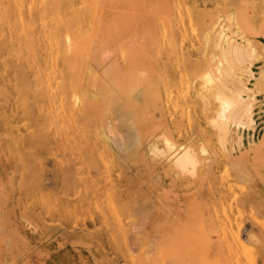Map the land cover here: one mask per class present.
<instances>
[{
    "label": "rangeland",
    "instance_id": "obj_1",
    "mask_svg": "<svg viewBox=\"0 0 264 264\" xmlns=\"http://www.w3.org/2000/svg\"><path fill=\"white\" fill-rule=\"evenodd\" d=\"M104 1L106 26L100 33H89L86 28L77 31L73 20L74 24L67 21L73 29L62 28L55 32L49 28L50 21L43 20V23L33 17L29 19V24L33 22L30 33L24 38L15 36L11 47L0 36V264H264V0H173L176 7L172 0ZM166 4L175 9L174 13ZM34 20L39 22L38 28ZM65 30L68 35L71 31L75 34L71 32L72 36L67 37ZM76 31L81 32L80 35H76ZM87 33L88 41L82 38ZM65 36L68 43L70 41L68 48ZM77 36L82 39L75 45L80 39ZM89 41L91 51L87 48ZM46 45H51V56ZM77 51L84 58L79 57ZM89 52L102 57L95 55L96 59ZM27 54L31 59L26 58ZM86 64L93 67L88 68ZM86 71H90L91 76L86 75ZM220 73L223 79H219ZM202 74L212 76L211 84L204 82ZM101 75L104 81L100 80ZM134 81L141 89L130 85ZM142 81H145L144 86ZM218 81H223L220 88ZM241 82L239 97L232 90L239 91L236 86ZM157 84L160 89L171 86L168 91H173L174 95H169L165 88L160 91ZM126 87L128 91L133 87L137 95L129 94ZM174 87L179 90L178 94ZM198 87L203 88L201 95L207 98L200 96ZM154 88H158V92ZM225 88L231 92L227 90V93ZM218 89L224 91L222 100L223 92ZM138 90L144 96L138 94ZM250 91L251 94H247ZM214 93L220 98L217 101L212 96ZM230 94L243 103L251 98L250 105L245 106L249 101L244 104L248 109L243 107L241 111L242 103L235 98V102L240 103H233L236 104L233 107L230 102L234 99ZM225 96L232 99L224 101L228 100ZM164 98L172 99V104L169 105V100L167 106ZM122 99L126 100L122 103ZM128 99L134 105L131 106ZM217 102L219 105L227 103L217 108ZM164 103L167 109L162 106ZM176 104L177 108L182 106L181 109L177 110ZM127 108L133 110L132 113ZM232 112L234 120L227 118ZM205 114L208 118L211 115V120L217 115L220 118L214 121L216 126L222 122L218 127L223 129L219 128L221 131L216 135L213 134L218 130L215 123L211 121L210 125ZM132 119L140 124L133 123ZM225 132L227 136L223 138ZM138 135L141 147L135 140ZM166 137L170 139L164 141ZM185 150L189 154L191 151L190 155L194 153V160H198L192 166L195 175L190 171L191 165L186 167V172L174 166L173 158ZM221 190L227 192L222 191V194ZM222 206L224 213L229 212L227 216L222 214Z\"/></svg>",
    "mask_w": 264,
    "mask_h": 264
},
{
    "label": "bare ground",
    "instance_id": "obj_2",
    "mask_svg": "<svg viewBox=\"0 0 264 264\" xmlns=\"http://www.w3.org/2000/svg\"><path fill=\"white\" fill-rule=\"evenodd\" d=\"M107 1V0H106ZM108 1H111V0H108ZM114 1V0H113ZM173 1V0H172ZM119 2H120V0H119ZM174 2V1H173ZM196 2H198V1H196ZM107 3V2H106ZM109 3V2H108ZM120 3H122V2H120ZM123 3H125V2H123ZM169 3V2H168ZM170 3H172V2H170ZM169 3V4H170ZM184 3V2H183ZM187 4V3H186ZM113 5V4H112ZM112 5H110V7H112ZM119 5V4H118ZM121 5V4H120ZM125 5V4H124ZM152 5V4H151ZM154 5V4H153ZM152 5V6H153ZM167 5V4H166ZM165 5V6H166ZM172 5H174L173 7H176V5H175V2H174V4H172ZM185 5V4H184ZM193 5H195V3L193 4ZM197 5V4H196ZM122 6V5H121ZM126 6V5H125ZM128 6H129V4H128ZM168 6V5H167ZM170 6V5H169ZM168 6V7H169ZM190 6H192V5H190ZM117 7V6H116ZM130 7V6H129ZM128 7V8H129ZM153 7H155V5L153 6ZM171 7V6H170ZM169 7V8H170ZM199 7V6H198ZM124 8V7H123ZM172 8V7H171ZM185 8V7H184ZM194 8H196V7H194ZM108 9H110V8H108ZM119 9V8H118ZM153 9V8H152ZM173 9V11L171 10V12H173L174 13V8H172ZM180 9V8H179ZM143 10H145V9H143ZM166 10H167V8H166ZM191 10H193V8L191 7ZM108 11V10H107ZM110 11V10H109ZM119 12H120V10H118ZM151 11V10H150ZM153 11V10H152ZM118 12V13H119ZM148 12V11H147ZM191 12V11H190ZM109 13V12H108ZM116 13H117V11H116ZM121 13V12H120ZM127 13V12H126ZM157 13H159V11L157 12ZM165 13V12H164ZM178 13V12H177ZM193 13V12H192ZM122 14V13H121ZM124 14V13H123ZM155 14V13H154ZM161 14V13H160ZM163 14V13H162ZM190 14V13H189ZM151 15V14H150ZM188 15V14H187ZM192 15V14H191ZM107 16H109V15H107ZM110 16H111V14H110ZM112 16H115V15H112ZM163 18H164V16L163 15H161ZM197 16V15H196ZM33 17H35V18H37V20L39 19V20H41L42 22H43V20H48V21H50V25L49 24H47V21H45L46 22V25L49 27V28H51V30L52 31H55V32H58L60 29H66V30H69V29H73V27L72 26H70L69 24H68V22H70L69 20H71V22H76L75 24H74V22H73V24L75 25L74 26V29L75 30H77V31H81L82 32V30L81 29H85L86 28V31L87 32H89V33H100L103 29H104V26H106V25H104V20L106 19V8H105V1L104 0H0V36L1 37H3L4 38V40L7 42V45L9 46V47H11L12 46V44H13V39H14V37L15 36H22L23 38L28 34V32H29V29H30V24H32V23H30L29 24V19H31V18H33ZM156 17V16H155ZM161 17V18H162ZM193 17V16H192ZM28 18V19H27ZM110 18V17H109ZM108 18V19H109ZM116 18H117V16H116ZM166 18V17H165ZM170 18H171V15H170ZM169 18V19H170ZM182 18H183V16H182ZM196 17H194V19H195ZM34 19V18H33ZM113 19H115V18H113ZM118 19H119V17H118ZM168 19V18H167ZM172 19V18H171ZM170 19V20H171ZM174 19V18H173ZM36 20V21H37ZM73 20V21H72ZM174 20H176V19H174ZM173 20V21H174ZM182 20H184V18L182 19ZM35 20H34V23L36 22ZM68 21V22H67ZM41 22V23H42ZM85 22H86V24H85ZM176 22V21H175ZM178 22V21H177ZM176 22V23H177ZM182 22V21H181ZM184 22H185V20H184ZM189 22V21H188ZM37 23V22H36ZM39 23V22H38ZM38 23H37V26L36 25H34V26H36L37 28L39 27V25H38ZM44 23V22H43ZM49 23V22H48ZM116 25V24H115ZM114 25V26H115ZM182 25H183V22H182ZM185 25H186V23H185ZM189 25V24H188ZM42 26H44L45 27V25L43 24ZM177 26H178V24H177ZM33 27V26H32ZM48 27H47V29H48ZM182 27V26H181ZM42 28V27H41ZM41 28H39V31H40V29ZM107 28H109V26L107 27ZM183 28V27H182ZM186 28H188V27H186ZM189 28H190V26H189ZM197 28V27H196ZM193 29V28H192ZM38 30V29H37ZM65 30V31H66ZM75 30H73V31H75ZM183 30H185V29H183ZM189 30V29H188ZM36 31V30H35ZM43 31V30H42ZM63 31V30H62ZM61 31V32H62ZM64 31V33H67V31L65 32ZM71 31V30H70ZM76 31V32H77ZM86 31H85V33H86ZM104 31H106V30H104ZM103 31V32H104ZM191 31V30H190ZM200 31V30H199ZM36 32H38V31H36ZM69 32V31H68ZM72 32V31H71ZM69 32V35H68V33L67 34H65L66 36L68 35L69 37H70V35L72 36V33L73 34H75V32ZM80 32V33H81ZM188 32V31H187ZM193 32V31H192ZM30 33V32H29ZM43 33H45L44 31H43ZM64 33L62 32V34L64 35ZM80 33L78 34V32L76 33V35L78 34V35H80ZM106 34H107V31L105 32ZM199 33V32H198ZM34 34V33H33ZM32 34V35H33ZM50 34V33H49ZM106 34H105V36H106ZM193 34V33H192ZM43 35H45V34H43ZM54 35V34H53ZM75 35V36H76ZM81 35H83V33L81 34ZM87 35L89 36V34L87 33V34H85L83 37L82 36H77L78 37V39H79V37H80V39L78 40L77 38V40L78 41H76V40H74V41H76V42H74L75 43V45H76V43L77 42H79L82 38H84V39H86L87 40ZM185 35V34H184ZM183 35V36H184ZM64 37L65 39L68 37ZM94 36V35H93ZM102 36H103V34H102ZM22 37H19V38H22ZM43 37V36H42ZM82 37V38H81ZM186 37V36H185ZM22 38V39H23ZM31 38V37H30ZM45 38V37H44ZM49 40H51L50 38L51 37H47ZM47 38H45V39H47ZM93 38H95L96 39V37H93ZM190 38H193V37H190ZM195 38V37H194ZM193 38V39H194ZM201 38H202V36H201ZM32 39H33V37H32ZM45 39H44V41H45ZM47 39V40H48ZM58 39V38H57ZM65 39H63L64 41H65ZM70 39V38H69ZM72 39H73V37H72ZM71 39V40H72ZM75 39V38H74ZM97 39H101V37L99 38V37H97ZM193 39H192V41H193ZM4 40H3V42H4ZM17 40H20V39H17ZM89 40V39H88ZM87 40V41H88ZM102 40H104L103 38H102ZM201 40H203V39H201ZM23 41V40H22ZM33 41V40H32ZM61 42H59L60 44H62V40H60ZM91 41H93V40H91ZM186 41V40H185ZM184 41V42H185ZM192 41H190V43L192 42ZM195 41V40H194ZM5 42V43H6ZM46 42V41H45ZM48 42V41H47ZM66 43H65V45L67 46L66 48H68V45H69V43H70V41H69V43H68V38H67V41H65ZM93 42H95V41H93ZM189 42V41H188ZM14 43H15V41H14ZM24 43L26 44L27 43V40L26 41H24ZM23 43V44H24ZM33 43H34V41H33ZM36 43V42H35ZM53 43H55V42H53ZM64 43V42H63ZM72 43H73V41H72ZM79 43H81V41L79 42ZM88 44V46L87 45H83V46H87V48L88 47H90L89 46V44H90V41L89 42H87ZM99 43H100V41H99ZM103 43V42H102ZM186 43H187V41H186ZM194 44L193 45H195L196 43L195 42H193ZM197 43H198V41H197ZM4 45V44H3ZM2 45V46H3ZM6 45V46H7ZM32 45H34V44H32ZM38 45V44H37ZM51 45H52V42H51ZM51 45H50V47H48V45H46L48 48H49V52H50V48H51ZM63 46H64V48L62 47V49H65V45L64 44H62ZM73 45V44H72ZM75 45H73V46H75ZM100 45V44H99ZM105 45V44H104ZM187 45H188V43H187ZM198 45H200V44H198ZM219 45V44H218ZM35 46V45H34ZM58 46V45H57ZM72 46V47H73ZM35 47H37V46H35ZM34 47V48H35ZM71 47V48H72ZM80 47V46H79ZM98 47H100V46H98ZM186 47V46H185ZM192 47H194V46H192ZM191 47V48H192ZM3 48H5V47H3ZM40 48V47H39ZM60 48V47H59ZM69 48H70V46H69ZM81 48H82V45H81ZM86 48V47H85ZM97 48V47H96ZM217 48V47H216ZM218 48H220V45H219V47ZM6 49V48H5ZM8 49V48H7ZM12 49H14V48H12ZM36 49H38V48H36ZM35 49V50H36ZM77 49H79L78 47H77ZM189 49V48H188ZM195 49V48H194ZM197 49H198V46H197ZM2 49H1V46H0V51H1ZM11 50V49H10ZM42 50V49H41ZM40 50V51H41ZM48 50V49H47ZM72 50V49H71ZM74 50V49H73ZM82 50V49H81ZM86 50V49H85ZM92 50L94 51L95 50V52H98V51H101V49L100 50H98V48H97V50L98 51H96V49H93L92 48ZM103 50V49H102ZM200 50V48L198 49V51ZM219 51H220V49H218ZM45 51H46V49H45ZM55 51V50H54ZM57 51H59V50H57ZM67 51H70V50H68L67 49ZM89 51H91V47H90V50ZM105 51V50H104ZM108 51V50H107ZM217 52V53H219V55L222 53H220V52ZM12 52H13V50H12ZM71 52V51H70ZM196 52V51H195ZM43 53V52H42ZM51 53L52 52H50V56H51ZM54 53V52H53ZM66 53V52H65ZM69 52H67V54H68ZM80 53V52H79ZM79 53H78V51H77V54L79 55ZM84 53H85V51H84ZM89 53H92V52H89ZM86 54L85 56L87 57L88 55H90V54ZM199 53H200V51H199ZM201 53L202 54H204V51H203V48H202V51H201ZM224 53H226V52H224ZM47 54H49L48 52H47ZM57 54V53H56ZM72 54V53H71ZM75 54V53H74ZM73 54V55H74ZM93 54H94V57H95V55L97 56V54H95V53H92V55L91 56H93ZM107 54V53H106ZM196 54V53H195ZM46 55V54H45ZM53 55V54H52ZM55 55V54H54ZM70 55V54H69ZM102 55V54H101ZM188 55V54H187ZM190 55V54H189ZM198 55V54H197ZM196 55V56H197ZM222 55H223V53H222ZM24 56V55H23ZM28 56V57H27ZM27 56H26V58L28 59V58H30L29 57V55L27 54ZM44 56V55H43ZM42 56V57H43ZM49 56V55H48ZM66 56V55H65ZM80 56H84V55H79V57ZM99 57H102V56H100V55H98ZM97 56V57H98ZM225 56H227V55H225ZM25 57V56H24ZM41 57V58H42ZM58 57V56H57ZM98 57V58H99ZM197 57H199V56H197ZM221 57V56H220ZM222 57H224V56H222ZM25 58V59H26ZM46 58V57H45ZM53 59H54V56L52 57ZM75 58V57H74ZM77 58V57H76ZM84 58V57H83ZM96 58V57H95ZM189 58V57H188ZM17 59V58H16ZM31 59V58H30ZM43 59V58H42ZM47 59V58H46ZM55 59H57V58H55ZM88 59V58H87ZM87 59H85V60H87ZM97 59V58H96ZM191 59V58H190ZM193 59H194V57H193ZM224 59H225V57H224ZM15 60V59H14ZM29 60V59H28ZM44 60V59H43ZM48 60H49V58H48ZM47 60V61H48ZM100 60V59H99ZM98 60V61H99ZM109 60V59H108ZM196 60V59H195ZM21 61V60H20ZM25 61V60H24ZM89 62H90V60H88ZM101 61V60H100ZM198 61H200V60H198ZM225 61V60H224ZM29 61H27V63H28ZM32 62V61H31ZM50 63H51V61H49ZM74 62H75V60H74ZM82 62H84V61H82ZM82 62H80V63H82ZM87 62V61H86ZM202 62V61H201ZM42 63H44V61L42 62ZM56 63V62H55ZM55 63H54V65H55ZM85 63V62H84ZM88 63V62H87ZM99 63V62H98ZM13 64H14V62H13ZM49 64V63H48ZM52 64V63H51ZM79 64V63H78ZM97 64V63H96ZM196 64V63H195ZM222 64H223V61H222ZM224 64H226V63H224ZM228 64V63H227ZM33 65H36V64H34L33 63ZM37 65H39V63H37ZM69 65V64H68ZM87 65V64H86ZM98 65V64H97ZM99 65H101L100 63H99ZM24 66V65H23ZM28 66V65H27ZM71 66H73V67H75L73 64L71 65ZM79 66V65H78ZM82 66V65H81ZM89 65H87V67H88ZM92 65H90V67H91ZM223 67H224V65H222ZM229 66H231V65H229ZM70 67V66H69ZM86 67V68H87ZM90 67H88V68H90ZM93 67V66H92ZM223 67H221V69L223 68ZM226 67V66H225ZM62 68V67H61ZM107 69V68H106ZM231 69H232V66H231ZM69 70V69H68ZM89 70V69H88ZM135 70V69H134ZM194 70V69H193ZM224 70H226V69H224ZM228 70V69H227ZM226 70V71H227ZM91 72H92V69L90 70ZM90 71L88 72V71H86V75H89V73H90ZM109 71V70H108ZM195 71V70H194ZM67 72V71H66ZM93 72H94V70H93ZM104 72V71H103ZM127 72H130V71H127ZM229 72V71H228ZM228 72H226L227 74H229ZM67 73H69V72H67ZM82 73V72H81ZM95 73H97V72H95ZM95 73H93V74H95ZM137 73V72H136ZM187 73H189V72H187ZM221 73H222V70H221ZM221 73H220V75L219 76H221ZM223 73H225V71L223 72ZM91 74L92 73H90V75L89 76H91ZM130 74V73H129ZM135 74V73H134ZM134 74L133 75H131V76H134ZM185 74V73H184ZM227 74H226V76H227ZM72 75V74H71ZM70 75V76H71ZM102 75H104L105 77H106V75L105 74H102ZM102 75H101V78H100V80L102 79L103 80V78H102ZM108 75H110L109 74V72H108ZM202 75H204L205 76V81L204 82H206V83H209L211 80H210V78H212V76L210 77V74H208V75H206V74H202ZM200 76L199 75V78L200 77H203V76ZM230 76H231V73L229 74ZM229 75H228V77H229ZM237 75H241V74H237ZM84 76L85 75H83L82 76V78H84ZM96 76H98L97 74H95V77ZM189 76V75H188ZM225 76V77H226ZM63 77H64V75H63V73H62V75H60L59 76V78H60V80L62 81L63 80ZM88 77V76H87ZM104 77V78H105ZM110 76H108V78H109ZM142 77V76H141ZM181 77V76H180ZM222 77V76H221ZM219 78V79H223V77H224V75H223V77L222 78ZM227 77V78H228ZM238 77H240V76H238ZM74 78V77H73ZM73 78H71V79H73ZM108 78H107V80H108ZM131 78V77H130ZM182 78V77H181ZM85 79L87 80V78L85 77ZM91 79H92V81L94 80L92 77H91ZM97 79V78H96ZM99 79V78H98ZM132 79V78H131ZM185 80H186V78H184ZM183 79V80H184ZM197 79V78H196ZM70 80V79H69ZM89 80V79H88ZM101 80V81H102ZM135 80V79H134ZM143 80V79H142ZM180 81H181V79H179ZM104 81V80H103ZM162 81V80H161ZM166 81V80H165ZM191 81V80H190ZM194 81H196V80H194ZM73 82V81H72ZM90 82V81H89ZM94 82H96V81H94ZM100 82V81H99ZM111 82V81H110ZM135 82V81H134ZM145 82V81H144ZM144 82L142 81V85L144 86ZM164 82V81H163ZM191 82H193V81H191ZM190 82V83H191ZM212 82V81H211ZM211 82L209 83V84H211ZM219 82V85H217L219 88L220 87H222V86H220V85H222V83H223V81H222V83H220V81H218ZM217 82V83H218ZM225 82V81H224ZM227 82V81H226ZM225 82V83H226ZM238 82H240V81H238ZM91 83V82H90ZM128 83H130V82H128ZM127 83V84H128ZM141 83V82H140ZM150 83V82H149ZM149 83H148V85H149ZM159 83H161V82H159ZM165 83H167V82H165ZM195 83V82H194ZM214 83V82H213ZM216 83V84H217ZM224 83V84H225ZM228 84H229V82H227ZM231 83V82H230ZM245 83H247V82H245ZM244 83V84H245ZM69 84V83H68ZM105 84H107L106 82H105ZM126 84V83H125ZM131 84H133V86H134V84L136 85V82L135 83H130V85ZM137 84H139V82H138V80H137ZM146 84H147V82H146ZM154 84V83H153ZM169 84V83H168ZM177 84V83H176ZM178 84L180 85L181 83L178 81ZM188 84V83H187ZM208 84V85H209ZM215 84V83H214ZM238 84H242V82L241 83H237V86H236V88L237 89H239V91H237L236 92V89H234V90H232V91H235V92H233V93H235V95H236V93H237V95L239 94V97H240V94H242V93H239V92H241L242 90H241V86H239ZM95 85V84H94ZM98 85H99V83H98ZM97 85V86H98ZM160 85V84H159ZM159 85L157 84L156 86H158V88H159ZM162 85V84H161ZM166 85V84H165ZM185 85V84H184ZM192 85H193V83H192ZM226 85V84H225ZM232 85H233V82H232ZM234 85H236L235 83H234ZM243 85V84H242ZM256 85V84H255ZM107 86V85H106ZM136 86H138V85H136ZM142 86V87H143ZM145 86H147V85H145ZM150 86H151V84H150ZM153 86V85H152ZM151 86V88H153ZM170 86V85H169ZM203 86V85H202ZM202 86H200V87H202ZM224 86V85H223ZM99 87V86H98ZM104 87V86H103ZM109 86H107V88H108ZM123 87V86H122ZM128 87V86H127ZM127 87H126V90H127ZM140 89H141V85L140 86H138ZM163 87V88H162ZM166 87V86H165ZM164 86H161V89L163 90L164 88H165ZM167 87H168V85H167ZM189 87V86H188ZM211 87H212V85H211ZM217 87V88H218ZM227 87V86H226ZM232 87V86H231ZM240 87V88H239ZM253 87H257V86H253ZM124 88V87H123ZM122 88V90H123V93H124V91L126 92V90L125 89H123ZM130 88V87H129ZM128 88V89H129ZM135 88V87H134ZM144 88V87H143ZM158 88H156V90H155V88H154V90L156 91V92H158ZM172 88H173V86H172ZM203 88L204 89H206L205 88V86H203ZM202 88V89H203ZM232 88H235V86L234 87H232ZM242 88H244V86L242 87ZM264 88V87H263ZM132 89H133V87L131 88V91L129 90H127L128 91V93L129 94H131V93H133L135 96L137 95V94H135L133 91H136V90H133L132 91ZM138 89V88H137ZM161 89L159 88V90L161 91ZM166 89V92L168 91V90H170L171 89V86H170V89H167V88H165ZM174 89H176L175 87H174ZM192 89L194 90V87H192ZM202 89L201 88H199L198 87V93L200 94V96H204V94L203 95H201L202 94ZM214 89V91L215 90H217L216 89V87L215 88H213ZM213 89H210L211 91H213ZM229 89H230V87H229ZM96 90V89H95ZM98 90H99V88H98ZM149 90H150V88H149ZM206 90H208V89H206ZM209 90V91H210ZM219 90V89H218ZM226 90V92H227V90L228 89H224V91ZM243 90H248V89H243ZM259 90V89H258ZM264 90V89H263ZM104 91H106V90H104ZM139 91V93L138 94H142L141 92H140V90H138ZM143 91V90H142ZM154 91V92H155ZM175 91H177L176 93L178 94L179 92V90H174V92ZM185 91H186V89H185ZM204 91V90H203ZM209 91H207V93L209 92ZM220 91V90H219ZM224 91H220V92H223V93H221V94H223V96L222 95H219L220 97H221V99L220 98H218L217 97V93H214L215 95H212V96H215L214 98H215V100L217 101V98L218 99H220V100H222L223 98H224ZM92 92V91H91ZM163 92V91H162ZM169 92V95H170V91H168ZM226 92H225V94H226ZM228 92H229V90H228ZM227 92V93H228ZM230 92H231V90H230ZM229 92V93H230ZM90 93V92H89ZM93 93V92H92ZM105 93V92H104ZM127 93V92H126ZM126 93H124V94H126ZM146 93V92H145ZM150 92H148V94H149ZM164 94H165V92H163ZM172 93H173V91H172ZM171 93V94H172ZM180 93H181V91H180ZM195 93V92H194ZM206 93V94H207ZM213 92H211V94H212ZM247 92H245V95L247 96V94H251V91H250V93H247ZM128 94V95H129ZM147 94V93H146ZM158 94V93H157ZM157 94L155 95L154 94V97L156 96V97H158L157 96ZM217 94V95H216ZM220 94V93H219ZM243 94H244V91H243ZM132 95V94H131ZM133 95V96H134ZM143 95V94H142ZM159 95V94H158ZM160 95H161V93H160ZM172 95H174V93L172 94ZM176 95V94H175ZM184 95V94H183ZM207 95H209V94H207ZM227 95V94H226ZM231 96L230 97H233V99L235 98V99H237V101H241V103H242V109H241V111L243 110V107H244V104H246L248 101H249V99H251V98H249L248 99V101L246 102V101H244V102H246V103H243L242 102V100H240V99H238V98H236L235 96H233L232 94H230ZM248 95V96H249ZM94 96V95H93ZM124 96V95H123ZM139 96V95H138ZM138 96H137V98H138ZM144 96V95H143ZM147 96V95H146ZM166 96V95H165ZM179 96V95H178ZM247 96V97H248ZM125 98H127V95H125L124 96ZM128 97H130V96H128ZM151 97H152V95H151ZM153 97V98H154ZM162 97L163 96H161V99H162ZM173 97H175V96H173ZM173 97L171 96L170 98H172L173 99ZM176 97H177V95H176ZM180 97V96H179ZM189 97V99H190V96H188ZM187 97V98H188ZM195 97V96H194ZM209 97V96H208ZM226 98L228 97V100L227 99H225L224 101H230L229 99H232V98H230L229 96H225ZM263 97V96H262ZM135 97H133V99H134ZM136 98V99H137ZM139 98L141 99V101L143 102V98H141L140 96H139ZM145 98V97H144ZM147 98V97H146ZM144 99L145 101L147 100V99ZM204 98H207V97H205L204 96ZM151 99V98H150ZM158 99H160V98H158ZM165 99V98H164ZM166 99H167V96H166ZM164 100V101H166V104H167V102L170 100ZM170 100L171 102L169 103V105L170 104H172V101L173 100ZM175 99H177V98H174V102L176 101ZM183 99V98H182ZM181 99V100H182ZM197 99L199 100L200 98H198V96H197ZM235 99H234V101L232 102H230V104L232 103H237V101L235 102ZM247 99V98H246ZM126 100V99H125ZM125 100H123L122 99V103H123V101H125ZM128 100H130V99H128ZM127 100V101H128ZM135 100V99H134ZM139 100V99H138ZM137 100V101H138ZM157 100V99H156ZM178 100H179V98H178ZM192 100V99H191ZM194 100V99H193ZM215 100H214V102H215ZM244 100V99H243ZM263 100H264V98H263ZM136 101V102H137ZM150 101H152V103H154L153 102V100H150ZM161 101V100H160ZM180 101V100H179ZM203 101H205V100H202V102ZM207 101V100H206ZM206 101H205V103H206ZM209 101V100H208ZM132 102H135V101H132ZM156 102H158V101H156ZM177 102V101H176ZM201 102V101H200ZM201 102V105H205V104H203ZM213 102V103H214ZM250 103H247V105H245V106H248V104L250 105L251 104V100L249 101ZM126 103V102H125ZM128 103H130L131 104V100H130V102H128ZM159 104L161 103V102H158ZM219 102H217V104H218ZM222 102H220V105H223L225 102H223V104H221ZM227 103V102H226ZM225 103V104H226ZM238 103H240V102H238ZM237 103V104H238ZM73 104V103H72ZM137 104H138V102L136 103V108H137ZM144 104V103H143ZM166 104L164 103L162 106H164L165 105V108H166ZM216 104V105H217ZM224 104V105H225ZM229 104V106H231ZM132 105H134V104H131V106ZM145 105V104H144ZM160 105V106H161ZM174 105V104H173ZM173 105H171L172 107H173ZM180 105V104H179ZM186 105V104H185ZM206 105H208V104H206ZM210 105V104H209ZM209 105H208V107H209ZM219 104L217 105V108H219L218 106H220ZM74 106H75V104H74ZM73 106V107H74ZM139 106V105H138ZM143 106V105H142ZM156 106V105H155ZM167 106H168V104H167ZM176 106V108H177V104L175 105ZM174 106V107H175ZM190 106V105H189ZM192 106V105H191ZM202 106V107H203ZM228 106V107H229ZM233 107H235L236 106V104H233L232 105ZM237 106H239V105H237ZM71 107V106H70ZM79 107V106H78ZM127 107V106H126ZM141 106H139V108H140ZM144 107V106H143ZM153 108V110H154V104H153V106H152ZM157 107H158V105H157ZM182 107V106H181ZM181 107H178V108H180L181 109ZM184 107V106H183ZM225 107V106H224ZM222 108V107H220L221 109H224L225 110V108ZM75 108V107H74ZM131 108V107H130ZM133 108H135V106L133 107ZM135 108V109H136ZM163 109H164V107H162ZM178 108H177V110H178ZM205 108H207V107H205ZM205 108H203V109H205ZM209 108H211V107H209ZM208 108V110L210 111V109ZM216 108V106H215V109H217ZM229 108H231V107H229ZM72 109V108H71ZM129 108H127V110H128ZM151 109V110H152ZM167 109V108H166ZM165 109V110H166ZM189 109V108H188ZM233 109V108H232ZM231 109V110H232ZM238 108H236V110H237ZM244 109H248V108H245L244 107ZM82 110V109H81ZM148 110V109H147ZM169 110V109H168ZM173 110V109H172ZM174 110H175V108H174ZM177 110H176V112H177ZM190 110V109H189ZM217 110H219V109H217ZM224 110H221V111H223V115L225 114V112H227V109L225 110V112H224ZM235 110V111H236ZM250 110H251V108H250ZM73 111V110H72ZM71 111V112H72ZM75 111H76V108H75ZM129 111H131L130 109H129ZM133 111V110H132ZM132 111H131V113H132ZM137 111V110H136ZM187 111V110H186ZM206 111V110H205ZM204 111V112H205ZM208 111V112H209ZM212 111V110H211ZM234 111V112H235ZM237 111H239L240 112V110H237ZM245 111V110H244ZM243 111V112H244ZM74 112V111H73ZM77 112V111H76ZM82 112V111H81ZM113 112H115V110L113 111ZM127 112V111H126ZM159 112V111H158ZM162 112V111H161ZM166 112V111H165ZM182 112V111H181ZM234 112H232V114L228 117L227 116V118H231L232 117V115H233V113ZM238 112V113H239ZM247 112V111H246ZM143 113V112H142ZM145 113V112H144ZM152 113H154L153 111H152ZM151 113V114H152ZM180 113V112H179ZM184 113V112H183ZM200 113H201V111H200ZM221 114H222V112H220ZM238 113L236 114V115H238ZM248 113V112H247ZM207 114V113H206ZM206 114H205V117H206ZM219 114V113H218ZM113 115H115L114 113H113ZM130 115V114H129ZM142 115V114H141ZM145 115V114H144ZM144 115H143V117H144ZM164 115H165V113H164ZM179 115V114H178ZM180 115H181V113H180ZM185 115V114H184ZM214 115H216V114H214ZM220 115V114H219ZM229 115V114H228ZM240 115H243V114H240ZM248 115H250V114H248ZM118 116H120V115H118ZM146 116V115H145ZM204 116V115H203ZM211 116V115H210ZM210 116H209V118H210ZM246 116V115H245ZM122 117V116H121ZM138 118H139V114H138V116H137ZM149 117H150V119H152L151 117H152V115L150 116L149 115ZM162 117V116H161ZM182 118H183V116H181ZM186 116H184V118H185ZM221 117V116H220ZM240 117V116H239ZM239 117H237L238 119H239ZM247 117V116H246ZM142 118V117H141ZM148 118V117H147ZM202 118V117H201ZM206 118H208V117H206ZM208 118V122L210 123L211 121H213L214 123H215V121L214 120H217L218 119V115H217V118L216 119H213V120H211V118L209 119ZM221 118H223V117H221ZM248 118V117H247ZM118 119H120V120H122L120 117L118 118ZM143 120H144V118H142ZM141 119V120H142ZM159 119V118H158ZM203 119V118H202ZM220 119V118H219ZM218 119V120H219ZM114 120V119H113ZM146 120V119H145ZM183 120V119H182ZM210 120V121H209ZM217 120V121H218ZM224 120V119H223ZM232 120H234L233 119V117H232ZM231 120V121H232ZM246 121V119L244 118L243 119V121ZM123 121V120H122ZM132 121H133V119H132ZM155 121H157V120H155ZM161 123H162V121L161 120H159ZM186 121V120H185ZM205 121V120H204ZM207 121V120H206ZM206 121H205V123H206ZM220 121V120H219ZM221 121H222V119H221ZM230 121V120H229ZM230 121V123L231 124H233V122H231ZM239 121V123L241 122L240 120H238ZM249 121V120H248ZM246 122L247 123V125H249L248 123H250V122ZM251 121V120H250ZM137 121L135 120V122L133 121V123H136ZM139 122V121H138ZM137 122V123H138ZM152 122V121H151ZM177 122V121H176ZM182 122V121H181ZM115 123V122H114ZM113 123V124H114ZM143 123V122H142ZM141 123V124H142ZM147 123V122H146ZM159 123V122H158ZM187 123V122H186ZM186 123H185V125H186ZM214 123H213V125H214ZM220 124L222 123V122H219ZM229 123V122H228ZM132 124V123H131ZM138 124H140V123H138ZM188 124V123H187ZM219 124V125H220ZM143 125V124H142ZM176 125H177V123H176ZM210 125H211V123H210ZM218 125V123H217V126H216V123H215V127H217V131H214L213 129V127L214 126H212V128H211V130H212V132L214 131V133L213 134H215L216 135V133H218V131L220 130L221 131V129H223V128H221V126L220 127H218L219 126ZM240 125H241V123H240ZM118 126H121V125H118ZM133 126V125H132ZM150 126V125H149ZM178 126V125H177ZM196 126V125H195ZM194 126V127H195ZM243 125H241V127H242ZM157 127V126H156ZM187 127V126H186ZM210 127V126H209ZM227 127V126H226ZM231 127H232V125H231ZM236 127V126H235ZM234 127V128H235ZM148 128H150V127H148ZM151 128H152V126H151ZM155 128V127H154ZM161 128V127H160ZM219 128H221V129H219ZM243 128V127H242ZM248 128V127H247ZM131 129V128H130ZM188 129H190V127H188ZM188 129H187V133H190V131H188ZM216 129V128H215ZM124 130H125V128H124ZM123 130V131H124ZM151 130V129H150ZM196 131H197V128L195 129ZM194 130V131H195ZM126 131V130H125ZM133 131V130H132ZM185 131V130H184ZM199 131V130H198ZM224 131H226V129H224ZM127 132H128V130H127ZM149 132V131H148ZM178 132V131H177ZM236 131L234 130V133H235ZM125 133V132H124ZM153 133V132H152ZM195 133V132H194ZM224 133V132H223ZM223 133L221 134V135H223ZM226 133L227 132H225V135H223V138H224V136H227L226 135ZM126 134L127 133H125V137H126ZM129 134V133H128ZM133 134V133H132ZM135 134L137 135V133L135 132ZM140 135H141V133H140ZM147 135V134H146ZM184 135H186V133L184 134ZM204 135H205V133H204ZM220 135V133H219V136H221ZM235 135V134H234ZM141 136H143V135H141ZM141 136H137L136 138H135V140L137 141L136 143H138L139 141H141V139H139V137H141ZM144 136H145V134H144ZM218 136V137H219ZM124 137V138H125ZM126 138H128V136L126 137ZM166 138H168V137H166ZM190 138V137H189ZM200 138H201V136H200ZM226 138V137H225ZM238 137H236V139H237ZM240 138V137H239ZM143 139H144V137H143ZM142 139V140H143ZM170 138H168L167 140L164 138V141H168ZM191 139V138H190ZM189 139V140H190ZM127 139H125V141H126ZM139 140V141H138ZM188 140V141H189ZM217 140V139H216ZM235 140V139H234ZM264 140V139H263ZM171 141V140H170ZM220 141V140H219ZM228 141H230V139L228 140ZM236 141H238V140H236ZM222 142H223V140H222ZM225 142H226V140H225ZM240 142V141H239ZM134 145H137V144H135L134 143V141L132 142ZM165 143V142H164ZM171 143H173V141L171 142ZM187 143V142H186ZM219 143H221V142H219ZM126 144H127V141H126ZM140 143H138V145H139ZM167 144H169V143H167ZM217 144V143H216ZM223 144V143H222ZM230 144V143H229ZM252 144V143H251ZM172 145V144H171ZM174 145V144H173ZM172 145V146H173ZM218 145V144H217ZM253 145V144H252ZM131 146V145H130ZM140 146V145H139ZM175 146V145H174ZM221 146V145H220ZM238 146V145H237ZM132 147V146H131ZM136 147H138V146H136ZM135 147V148H136ZM141 147V146H140ZM183 147V146H182ZM208 147H209V145H208ZM224 147V146H223ZM223 147H221L220 149L223 151ZM236 147V146H235ZM126 148V147H125ZM167 148H169V147H167ZM189 148V147H188ZM205 148V147H204ZM214 148H216V147H214ZM132 149H134V148H132ZM155 149V148H154ZM170 149V148H169ZM172 149H173V147H172ZM172 149H170V150H172ZM187 149V148H186ZM190 149V148H189ZM195 149V148H194ZM194 149L192 150V151H194ZM202 149V148H201ZM213 149V148H212ZM250 149V148H249ZM161 150V149H160ZM163 150V149H162ZM179 150V149H178ZM204 150V149H203ZM218 150V149H217ZM238 150V149H237ZM251 150V149H250ZM140 151V150H139ZM159 151V150H158ZM190 151V150H189ZM219 151V150H218ZM135 152V151H134ZM143 152V151H142ZM226 152H227V150H226ZM249 151H247V153H248ZM251 152V151H250ZM136 153V152H135ZM215 153V152H214ZM223 153L225 154V152L223 151ZM245 153H246V151H245ZM244 153V154H245ZM137 154V153H136ZM162 154V153H161ZM190 154H191V151H190ZM188 152H187V150H185V151H183L181 154H179L177 157H174L173 158V163H174V166L176 167L177 166V168L178 167H180V171H181V169L182 168H184V171L186 172V167L187 166H189V165H191V169H190V171H192L193 170V168H192V166L198 161H196V160H194V153H192V155H190ZM174 155H175V153H174ZM206 155H207V153H206ZM216 155V154H215ZM239 155H241L240 153H239ZM130 156V155H129ZM134 156V155H133ZM144 156V155H143ZM142 156V157H143ZM226 156V155H225ZM228 156V155H227ZM231 156V155H230ZM235 156V155H234ZM136 157V156H135ZM196 157V156H195ZM210 157V156H209ZM229 157V156H228ZM245 157V156H244ZM129 158H131V156L129 157ZM144 158H145V156H144ZM201 158V157H200ZM226 159H227V157H225ZM128 159V158H127ZM236 159H238V158H236ZM137 160V159H136ZM204 160V159H203ZM238 160H240V159H238ZM243 160V159H242ZM128 161V160H127ZM132 161V160H131ZM130 161V162H131ZM207 161V160H206ZM205 161V162H206ZM244 161V160H243ZM242 161V162H243ZM246 161V160H245ZM202 162V161H201ZM215 162V161H214ZM216 162H219V161H216ZM227 162V161H226ZM231 162V161H230ZM230 162H228V164L230 163ZM241 161H240V163H242ZM198 163V162H197ZM220 163V162H219ZM240 163H238L239 165H240ZM133 165V164H132ZM213 165V164H212ZM231 165V164H230ZM216 166H218V165H216ZM223 166V165H222ZM225 166H226V164H225ZM211 167V166H210ZM189 168H190V166H189ZM223 168H225L224 166H223ZM179 169V168H178ZM219 169V168H218ZM228 169H229V167H228ZM227 169V170H228ZM233 169V168H232ZM230 170V169H229ZM182 171H183V169H182ZM188 171V170H187ZM190 171H188V173L190 172ZM217 172H218V170H216ZM224 171V170H223ZM184 172V173H185ZM193 172V174L195 173L194 171H192ZM212 172H213V170H212ZM183 173V172H182ZM183 173V174H184ZM188 173H185V174H188ZM216 173V172H215ZM214 173V174H215ZM220 173V175H222V172H219ZM230 173V172H229ZM232 173V172H231ZM206 174V173H205ZM181 176H182V174H180ZM190 175H191V173H190ZM189 175V176H190ZM195 175V174H194ZM227 175H228V173H227ZM231 175V174H230ZM229 175V176H230ZM191 177H194V176H192L191 175ZM224 177V176H223ZM215 178V177H214ZM220 178H221V176H220ZM231 178V177H230ZM236 178V177H235ZM218 179V178H217ZM224 179V178H223ZM214 180V179H213ZM220 180V179H219ZM221 180H222V178H221ZM228 180V179H227ZM230 180V179H229ZM236 181H237V179H235ZM193 182V181H192ZM201 182V181H200ZM214 182V181H213ZM212 182V183H213ZM217 182H218V180H217ZM224 182V181H223ZM222 182V183H223ZM230 182V181H229ZM239 181H237V183H238ZM250 182V181H249ZM234 183V182H233ZM237 183L235 182L234 184H236L237 185ZM189 184V183H188ZM192 184V183H191ZM215 184H217L216 183V181H215ZM219 184V183H218ZM228 184V182L226 183V185ZM199 185V184H198ZM213 185H214V183H213ZM224 185V184H223ZM222 185V186H223ZM235 185V186H236ZM189 186V185H188ZM215 186V185H214ZM217 186V185H216ZM230 186V185H229ZM226 187V186H225ZM224 187V188H225ZM228 187V186H227ZM229 188V187H228ZM220 189H222L221 187H220ZM230 189V188H229ZM215 190H219V188L218 189H215ZM234 190V189H233ZM212 191H213V189H212ZM223 190H221V193L223 194V192L225 191H223ZM216 192V191H215ZM214 192V193H215ZM225 192H227V191H225ZM190 193V192H189ZM210 193H211V191H210ZM221 193H220V195H221ZM235 193V192H234ZM249 193V192H248ZM248 193H247V195H248ZM155 194V193H154ZM212 194V193H211ZM216 194H217V192H216ZM226 194V193H225ZM210 195V194H209ZM234 195V194H233ZM251 195V194H250ZM174 196V195H173ZM206 196H207V194H206ZM219 196V195H218ZM222 196V195H221ZM231 196V195H230ZM230 196H228V198L230 199ZM241 196V195H240ZM239 196V197H240ZM213 197V196H212ZM215 197V196H214ZM234 197V196H233ZM232 197V198H233ZM218 198V197H217ZM223 198H224V196H223ZM222 198V199H223ZM226 198V197H225ZM148 199V198H147ZM147 199H144V200H147ZM156 199V198H155ZM201 199V198H200ZM215 199V198H214ZM221 199V201H223ZM234 199V198H233ZM137 200V199H136ZM143 200V201H144ZM148 200H150V199H148ZM154 200V199H153ZM205 200H207V199H205ZM215 200H217V199H215ZM218 200H220V199H218ZM227 200V199H226ZM234 200H236V199H234ZM233 200V201H234ZM142 201V200H141ZM155 201V200H154ZM201 201H203V200H201ZM151 202H152V200H151ZM157 203H158V201H156ZM205 202V201H204ZM203 202V203H204ZM213 202H215V203H217L218 201H213ZM220 202V201H219ZM228 202V201H227ZM230 202H231V200H230ZM138 203V202H137ZM139 203H141V202H139ZM192 203V202H191ZM233 203V202H232ZM201 204V203H200ZM208 204V203H207ZM211 204H214V203H211ZM210 204V205H211ZM219 204V203H218ZM217 204V205H218ZM221 204H223V203H221ZM220 204V205H221ZM225 204H226V202H225ZM229 204H231V203H229ZM157 205V204H156ZM216 204H215V206H217ZM207 206V205H206ZM219 208V207H218ZM222 208H223V206H222ZM234 208H236L235 206H234ZM153 209V208H152ZM213 209H217V208H214L213 207ZM231 210L233 209V208H230ZM229 209V210H230ZM238 209V208H237ZM219 210V209H218ZM217 210V211H218ZM236 210V209H235ZM216 211V212H217ZM224 208H223V211H222V214L224 213ZM234 211V210H233ZM243 211H245V210H243ZM250 211V210H249ZM226 212V211H225ZM251 212V211H250ZM229 212H227V213H224L225 214V216H227L226 214H228ZM219 214V213H218ZM222 214H220V215H222ZM231 214V213H230ZM224 216V215H223ZM235 216V215H234ZM220 218V217H219ZM221 219V218H220ZM227 219H229V220H232V219H230L229 217L227 218ZM236 219V218H235ZM244 220V219H243ZM233 221V220H232ZM224 222V221H223ZM228 222H230V221H228ZM239 222V221H238ZM221 224H223L222 222H220ZM236 224V223H235ZM234 224V225H235ZM224 225H226L225 223L223 224V226ZM223 226H222V228H223ZM229 226H230V223H229ZM233 226V225H232ZM237 226V225H236ZM226 227V226H225ZM231 227V226H230ZM235 227V226H234ZM242 227V226H241ZM232 228V227H231ZM230 228V229H231ZM226 229V228H225ZM233 229V228H232ZM237 229V228H236ZM224 230V229H223ZM228 230V229H227ZM225 231V230H224ZM229 231V230H228ZM241 244V243H240ZM240 246V245H239ZM242 247V246H241ZM240 247V248H241ZM246 247V246H245ZM243 248H244V246H243ZM244 250V249H243ZM245 251V250H244ZM242 254H244L243 252H242ZM238 256V255H237ZM241 256V255H240ZM243 256V255H242ZM239 257V256H238ZM237 257V258H238ZM245 258V257H244ZM239 260V259H238ZM241 261V260H240ZM244 261V260H243ZM242 261V262H243ZM237 262V261H236ZM242 262H240V263H242ZM237 264H238V262H237ZM246 264H247V262H246Z\"/></svg>",
    "mask_w": 264,
    "mask_h": 264
}]
</instances>
